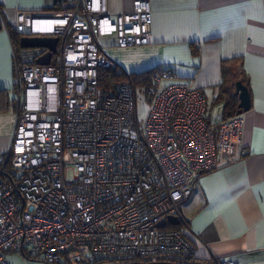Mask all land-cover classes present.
<instances>
[{
  "label": "built area",
  "instance_id": "2783aa9c",
  "mask_svg": "<svg viewBox=\"0 0 264 264\" xmlns=\"http://www.w3.org/2000/svg\"><path fill=\"white\" fill-rule=\"evenodd\" d=\"M46 18L51 27L36 26ZM151 21L147 0L113 16L106 0L17 11L12 28L19 36L57 40L47 63L36 62L46 46H12L17 113L0 153V264H11L9 252L50 264L196 257L182 206L202 173L240 157L243 118L208 122L204 93L168 81L171 64L137 78L121 69L124 79L101 83L99 70L118 65L100 38L146 44ZM138 85L148 103L141 123Z\"/></svg>",
  "mask_w": 264,
  "mask_h": 264
},
{
  "label": "crops",
  "instance_id": "0c3cea01",
  "mask_svg": "<svg viewBox=\"0 0 264 264\" xmlns=\"http://www.w3.org/2000/svg\"><path fill=\"white\" fill-rule=\"evenodd\" d=\"M132 1L106 0L108 13L131 10ZM147 1L152 14L148 43L121 47L114 37H105L111 45L102 46L118 67L141 71L171 64L174 77L168 81L189 83L204 93L211 123L224 116L219 95L225 67H235L250 93V107L241 113L240 157L202 173L182 206L197 248L196 257L187 259L212 263L211 252L235 264H264V0ZM72 2L0 0V153L9 147L17 113L7 27L19 9L55 10ZM8 258L11 264H50L19 252H9Z\"/></svg>",
  "mask_w": 264,
  "mask_h": 264
},
{
  "label": "water",
  "instance_id": "95a60500",
  "mask_svg": "<svg viewBox=\"0 0 264 264\" xmlns=\"http://www.w3.org/2000/svg\"><path fill=\"white\" fill-rule=\"evenodd\" d=\"M57 2L58 0H54ZM0 21V28H1ZM56 40L57 37L52 36H28L21 35L19 37V45L21 47H33V46H46L48 50L41 56L36 58V62L38 63H47L49 61V57L51 52H54L56 49ZM234 94L237 95L238 101L236 104L235 112L236 114L242 113L250 107V93L248 87L245 83L242 82L241 79H236L234 82ZM172 223H176V218L174 216L169 217ZM159 225L164 224V219H161L158 223ZM103 264H178L174 260H164V259H152L148 261L142 260H133V261H122V262H110ZM193 264H213L209 262H205L203 260L197 259L193 262Z\"/></svg>",
  "mask_w": 264,
  "mask_h": 264
},
{
  "label": "trees",
  "instance_id": "16d2710c",
  "mask_svg": "<svg viewBox=\"0 0 264 264\" xmlns=\"http://www.w3.org/2000/svg\"><path fill=\"white\" fill-rule=\"evenodd\" d=\"M8 34L11 38L12 45L17 46V40L19 37L18 32H16L12 27H7ZM151 68L141 70V71H131V74L137 78L141 76H146ZM100 81L105 86H111L114 81L121 80L125 78V73L118 67L105 68L99 70ZM235 73V67H225L223 79L221 83L219 98L224 100V116H230L234 114L237 104V97L231 93V86L234 85L236 79H241L243 83L246 84V80L242 77H237ZM247 85V84H246ZM176 257L159 256L155 259H168L175 260ZM191 258V257H189ZM176 261V260H175Z\"/></svg>",
  "mask_w": 264,
  "mask_h": 264
},
{
  "label": "rangeland",
  "instance_id": "374dc122",
  "mask_svg": "<svg viewBox=\"0 0 264 264\" xmlns=\"http://www.w3.org/2000/svg\"><path fill=\"white\" fill-rule=\"evenodd\" d=\"M110 40H111L110 38L102 37L100 38V43L104 46H110L111 45ZM120 69L122 68L119 67V70ZM129 72L131 73V71ZM164 83H166V80L164 81ZM142 88H143V85L137 86V111H138V117H139L140 123L143 122L145 115H146L147 107H148V103H147V100H146V97H145V94ZM66 178L67 179L72 178V172L70 170L67 171ZM175 260L178 264H193L190 259H187L185 257H176Z\"/></svg>",
  "mask_w": 264,
  "mask_h": 264
},
{
  "label": "bare ground",
  "instance_id": "6f19581e",
  "mask_svg": "<svg viewBox=\"0 0 264 264\" xmlns=\"http://www.w3.org/2000/svg\"><path fill=\"white\" fill-rule=\"evenodd\" d=\"M36 26L37 27H51V20L46 18V19H40L36 21Z\"/></svg>",
  "mask_w": 264,
  "mask_h": 264
}]
</instances>
